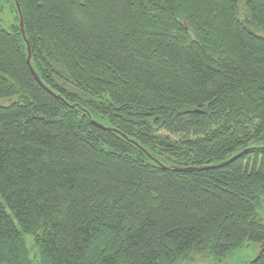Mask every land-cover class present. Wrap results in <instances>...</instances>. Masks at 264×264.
I'll return each mask as SVG.
<instances>
[{
    "label": "trees",
    "instance_id": "1",
    "mask_svg": "<svg viewBox=\"0 0 264 264\" xmlns=\"http://www.w3.org/2000/svg\"><path fill=\"white\" fill-rule=\"evenodd\" d=\"M243 1L0 0V264L245 242L264 264V0Z\"/></svg>",
    "mask_w": 264,
    "mask_h": 264
},
{
    "label": "rangeland",
    "instance_id": "2",
    "mask_svg": "<svg viewBox=\"0 0 264 264\" xmlns=\"http://www.w3.org/2000/svg\"><path fill=\"white\" fill-rule=\"evenodd\" d=\"M6 3L2 7L3 10L0 13V16H4L6 23L1 22V24L7 27L8 19L12 20V12L6 7ZM238 14L241 19L246 17V12L244 9V1L238 0ZM255 33L259 36L264 37V31L258 28H253ZM6 99H0V104H6ZM262 217L264 218V206L260 211ZM31 241L28 238L27 244L30 245ZM259 251V244L252 242H245L244 245L237 250L233 251L230 254H227L223 257H215L213 255H208L203 257L201 254H192L188 259L178 262L176 264H242L254 259Z\"/></svg>",
    "mask_w": 264,
    "mask_h": 264
},
{
    "label": "water",
    "instance_id": "3",
    "mask_svg": "<svg viewBox=\"0 0 264 264\" xmlns=\"http://www.w3.org/2000/svg\"><path fill=\"white\" fill-rule=\"evenodd\" d=\"M16 8H17V11H18V13H19L20 11H19V6H18L17 3H16ZM19 15H20V13H19ZM19 26H20V30H21L22 35H24V33H23V29H22L23 24H22V20H21V19H20V21H19ZM29 58H30V53L28 52V56H27V63H28V64H29ZM33 75H34V77L36 78V80L39 81V78H38V76L35 74L34 71H33ZM71 107H72V106H71ZM93 123H95V122H93ZM242 153H243V152H240V153L236 154L235 156H233L232 158H230L227 162H225V163H221V164H219V165L221 166V165H224V164H226V163H228V162L234 160L236 157L240 156Z\"/></svg>",
    "mask_w": 264,
    "mask_h": 264
}]
</instances>
